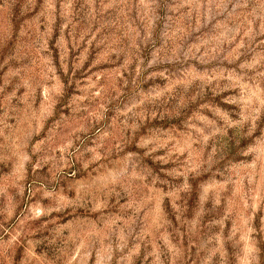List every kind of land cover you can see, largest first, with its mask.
I'll return each instance as SVG.
<instances>
[{"label":"rangeland","instance_id":"obj_1","mask_svg":"<svg viewBox=\"0 0 264 264\" xmlns=\"http://www.w3.org/2000/svg\"><path fill=\"white\" fill-rule=\"evenodd\" d=\"M0 264H264V0H0Z\"/></svg>","mask_w":264,"mask_h":264}]
</instances>
